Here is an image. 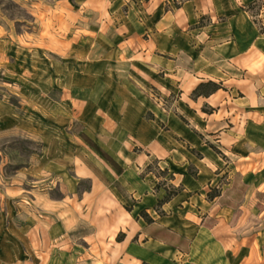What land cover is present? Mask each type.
I'll use <instances>...</instances> for the list:
<instances>
[{
	"label": "rangeland",
	"instance_id": "rangeland-1",
	"mask_svg": "<svg viewBox=\"0 0 264 264\" xmlns=\"http://www.w3.org/2000/svg\"><path fill=\"white\" fill-rule=\"evenodd\" d=\"M173 6V0H0V264H264V123L239 121L234 126L243 131L242 142L224 147L185 116L227 162L218 175L220 195L208 206L183 202L159 224L153 222L157 211L149 209L152 221L140 224L132 216L127 231L102 237L104 244L80 236L78 244L70 240L65 249L49 251L37 243L44 239L43 197L92 201L96 180L122 189L114 177L122 167L99 136L112 135L102 120L110 86L114 75L131 71L130 58L142 53L144 39L156 31L169 39L163 25L174 16L163 14ZM191 9L175 16L184 38L183 28L196 24ZM254 10L262 23L264 10ZM210 18L204 14L198 23ZM98 68L107 69L99 78ZM148 81L146 92L171 106L176 94ZM241 114L261 118L256 111ZM148 164L141 173L170 178L155 159ZM216 184L201 190L206 195ZM123 192L124 207L133 206L134 198ZM90 207L84 204L83 212L94 211Z\"/></svg>",
	"mask_w": 264,
	"mask_h": 264
},
{
	"label": "crops",
	"instance_id": "crops-1",
	"mask_svg": "<svg viewBox=\"0 0 264 264\" xmlns=\"http://www.w3.org/2000/svg\"><path fill=\"white\" fill-rule=\"evenodd\" d=\"M206 1L207 5L205 0H186L174 5V9H164L163 17L174 16L163 25L169 26V39L165 33L156 31L153 37L144 39L142 53L131 56V71L123 74L124 78L114 75L108 108L102 116L106 131L112 135L99 136L102 147L122 167L114 176L119 178L122 189L114 182L108 181L105 186L96 180L93 188H98V194L92 201L80 196L43 197L46 213L39 234L44 239L37 243L42 242L46 250L65 249L64 244L70 240L78 244L80 236L91 237L94 244H104L102 237L127 231L132 216L143 224L145 218L140 210H155L163 192L162 188H154L158 181L156 174L141 173L152 159L173 172L175 177L169 178L171 181L175 179L184 185L181 192L162 204L166 213L158 214L153 222L159 224L183 202L191 207H206L220 195L208 198L201 189L214 182L218 185V175L227 169L226 160L178 114L188 117L197 127L201 125L207 135L224 147L242 142L243 131L234 126L239 121L250 125L264 123V31H260L250 12L241 7L251 0ZM189 4L196 24L183 28L187 29L184 38L175 16L187 12ZM204 14L210 20L198 23ZM103 70L98 68L94 76L99 78L98 72ZM148 79L160 92L176 94L171 106H164L162 98L157 100L146 92L152 87ZM206 79L222 81V86L208 94H192L195 86ZM98 107L101 117L102 108ZM246 110L256 111L261 118L242 117ZM193 147L200 156L191 150ZM190 163L198 169L196 176L188 171ZM105 187L106 197L100 194ZM123 190L135 200L131 208L124 207ZM84 204L91 205L94 211L84 213ZM137 232L140 237L145 234V230ZM131 250L128 244L126 255Z\"/></svg>",
	"mask_w": 264,
	"mask_h": 264
},
{
	"label": "trees",
	"instance_id": "trees-1",
	"mask_svg": "<svg viewBox=\"0 0 264 264\" xmlns=\"http://www.w3.org/2000/svg\"><path fill=\"white\" fill-rule=\"evenodd\" d=\"M184 1H186V0H173L175 6H179ZM262 2H263V0H251L247 3L241 4L242 8H244L250 12L254 21L258 24L260 31H264V23H260L259 20L256 18V14L258 13V11H255L254 8L257 7L258 9H260ZM165 9H168V7H165ZM221 86H222V81H217L214 79L202 80L195 86L192 94H194V95L208 94V93L218 89ZM148 115H152V113H149ZM178 115L185 122L188 123V120L182 114H178ZM194 130L200 136H202L201 132L197 131L195 128H194ZM208 143L221 156L225 157V155L222 153V151L214 143H212L210 141ZM191 150L196 152L197 155H199V156L201 155V153L198 150H196L194 147L191 148ZM147 166H149V164H147ZM156 167L159 169V171H160V173H162V175H166L169 172L168 167H161L158 164L157 160H156ZM188 171L194 176H196L198 173L197 167L191 163L188 165ZM157 176H159V175H157ZM173 177H174L173 172H170V179H172ZM170 179L166 178V179H163L161 181H157L154 185V188L156 190H158L159 188L163 189V192L158 196V201L156 203V206L154 207V209L157 211L158 214L166 213V211L162 208V204L164 202L168 201L171 197H173L174 195H176L177 193L181 192L184 189V185L182 184V182L175 183V182L171 181ZM220 191H221V185L219 182L218 185L212 186L210 188V190L207 191L206 195L208 198H213L214 196L220 194ZM127 208H131V206H128ZM140 214L145 218L146 221H152L153 220V217L147 212V210L145 208H142L140 210Z\"/></svg>",
	"mask_w": 264,
	"mask_h": 264
},
{
	"label": "built area",
	"instance_id": "built-area-1",
	"mask_svg": "<svg viewBox=\"0 0 264 264\" xmlns=\"http://www.w3.org/2000/svg\"><path fill=\"white\" fill-rule=\"evenodd\" d=\"M260 10H261V11L264 10V1H263L262 4H261Z\"/></svg>",
	"mask_w": 264,
	"mask_h": 264
}]
</instances>
